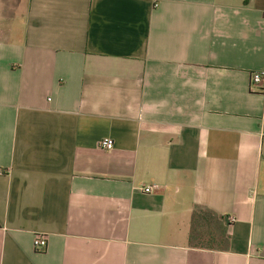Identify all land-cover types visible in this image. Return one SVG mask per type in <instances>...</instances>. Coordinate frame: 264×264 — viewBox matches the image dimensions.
<instances>
[{
    "label": "crops",
    "instance_id": "crops-1",
    "mask_svg": "<svg viewBox=\"0 0 264 264\" xmlns=\"http://www.w3.org/2000/svg\"><path fill=\"white\" fill-rule=\"evenodd\" d=\"M255 72L264 0H0V264H264Z\"/></svg>",
    "mask_w": 264,
    "mask_h": 264
},
{
    "label": "built area",
    "instance_id": "built-area-1",
    "mask_svg": "<svg viewBox=\"0 0 264 264\" xmlns=\"http://www.w3.org/2000/svg\"><path fill=\"white\" fill-rule=\"evenodd\" d=\"M252 84L254 87L261 88L262 91H264V74L261 72H255L252 74ZM100 147L103 150L111 151L115 147V142L112 139H103L100 142ZM263 153H264V145H263ZM157 189V187H147L144 189V193L151 194L154 192V190ZM231 221H234L232 219ZM34 247L37 251L43 252L48 247V240L45 235H37L34 240Z\"/></svg>",
    "mask_w": 264,
    "mask_h": 264
}]
</instances>
